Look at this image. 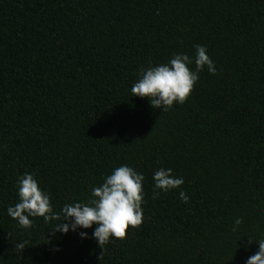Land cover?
<instances>
[{"label": "trees", "instance_id": "16d2710c", "mask_svg": "<svg viewBox=\"0 0 264 264\" xmlns=\"http://www.w3.org/2000/svg\"><path fill=\"white\" fill-rule=\"evenodd\" d=\"M197 44L217 71L185 103L132 96L142 66ZM121 165L145 177L143 223L102 249L7 214L26 172L59 212ZM160 168L184 183L153 198ZM248 237L264 239V0H0V264H245Z\"/></svg>", "mask_w": 264, "mask_h": 264}, {"label": "clouds", "instance_id": "9594fccd", "mask_svg": "<svg viewBox=\"0 0 264 264\" xmlns=\"http://www.w3.org/2000/svg\"><path fill=\"white\" fill-rule=\"evenodd\" d=\"M195 59L187 54L173 53L167 63L141 67L138 80L132 85V96L147 98L153 108L161 111L174 105L186 102L199 73L206 67L210 74H216L214 61L207 54L203 45H195ZM194 62L195 69L189 66ZM145 177L133 167L121 165L107 175L103 183L93 187L87 202L66 203L59 212L53 210L49 194L39 187L35 176L30 173L18 177V202L7 208V214L23 228L31 227V218L42 217L47 224L56 221L53 234H67L69 231L78 232L82 239L89 238L86 231L93 229L91 238L101 247L112 239H124L129 229H135L143 223ZM153 198L160 192L179 189L184 178L173 175L171 168H160L153 173ZM159 190V191H157ZM179 199L187 203L189 197L181 190ZM242 223L241 218L235 220V225ZM95 227L93 228V226ZM236 231V228H233ZM240 241V240H239ZM258 243V251L249 256L245 264H264V239L256 240L248 237L244 246ZM15 247L25 248L23 243Z\"/></svg>", "mask_w": 264, "mask_h": 264}]
</instances>
